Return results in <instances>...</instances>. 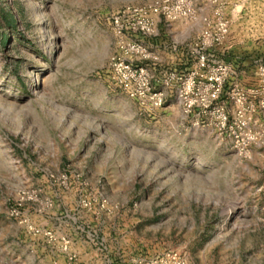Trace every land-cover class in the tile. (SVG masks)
Returning a JSON list of instances; mask_svg holds the SVG:
<instances>
[{
    "label": "rangeland",
    "instance_id": "obj_1",
    "mask_svg": "<svg viewBox=\"0 0 264 264\" xmlns=\"http://www.w3.org/2000/svg\"><path fill=\"white\" fill-rule=\"evenodd\" d=\"M152 1L0 0V264H65L8 217L19 190L39 199L25 220L93 264L165 250L187 264H264V149L240 159L185 124L173 97L147 116L107 78L106 17ZM191 2L196 21L171 22L185 45L212 18L207 0ZM216 55L238 71L264 63V0L241 8Z\"/></svg>",
    "mask_w": 264,
    "mask_h": 264
},
{
    "label": "built area",
    "instance_id": "obj_2",
    "mask_svg": "<svg viewBox=\"0 0 264 264\" xmlns=\"http://www.w3.org/2000/svg\"><path fill=\"white\" fill-rule=\"evenodd\" d=\"M248 1L207 0L212 18L192 42L183 44L187 64L183 68L163 67L157 76H153L149 66L158 60L150 45L159 37V24L194 22L196 9L191 0L123 5L106 17L114 38V52L105 67L108 80L147 116H154L173 97L185 124L211 130L216 137L229 142L238 158L250 160L253 150L264 149V63L255 64L252 70L238 71L216 55L227 40L232 19ZM62 180L65 181L64 176ZM28 201L39 203L37 194L19 190L7 208L8 217L28 234L53 247L65 264H81L70 239L25 220L23 207ZM81 203L88 206L85 199ZM127 264L187 261L181 252L165 250L138 255Z\"/></svg>",
    "mask_w": 264,
    "mask_h": 264
},
{
    "label": "crops",
    "instance_id": "obj_3",
    "mask_svg": "<svg viewBox=\"0 0 264 264\" xmlns=\"http://www.w3.org/2000/svg\"><path fill=\"white\" fill-rule=\"evenodd\" d=\"M174 24L165 22L159 24V37L152 40L154 45H150L158 60L155 64L152 63L151 66L157 65L159 69L163 67L183 68L187 64L182 46L186 41L188 32L185 33L184 30H179ZM86 251V249L85 252L83 250L82 255L78 252L81 264H93L96 262L93 256Z\"/></svg>",
    "mask_w": 264,
    "mask_h": 264
},
{
    "label": "trees",
    "instance_id": "obj_4",
    "mask_svg": "<svg viewBox=\"0 0 264 264\" xmlns=\"http://www.w3.org/2000/svg\"><path fill=\"white\" fill-rule=\"evenodd\" d=\"M4 21L10 25L12 23V17L7 16L5 17Z\"/></svg>",
    "mask_w": 264,
    "mask_h": 264
}]
</instances>
